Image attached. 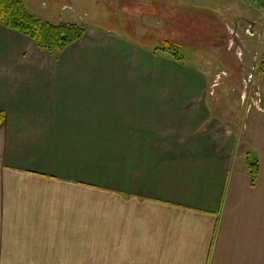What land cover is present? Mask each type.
Segmentation results:
<instances>
[{
	"label": "crops",
	"instance_id": "1",
	"mask_svg": "<svg viewBox=\"0 0 264 264\" xmlns=\"http://www.w3.org/2000/svg\"><path fill=\"white\" fill-rule=\"evenodd\" d=\"M91 26L51 55L0 24V264H264V111L238 150L208 75Z\"/></svg>",
	"mask_w": 264,
	"mask_h": 264
},
{
	"label": "rangeland",
	"instance_id": "2",
	"mask_svg": "<svg viewBox=\"0 0 264 264\" xmlns=\"http://www.w3.org/2000/svg\"><path fill=\"white\" fill-rule=\"evenodd\" d=\"M21 1L30 14L45 23L72 24L84 34V27L90 25L109 29L141 46L149 45L153 53H166L189 69L203 71L221 125L234 131L238 150H247L254 122L264 111V14L253 0H245L246 5L260 11L263 24L250 54L245 45L253 34L244 23L235 29V18L224 10L230 6L229 0L167 2L176 11L154 0ZM242 33L247 36L245 41ZM165 43L178 47L166 51Z\"/></svg>",
	"mask_w": 264,
	"mask_h": 264
},
{
	"label": "trees",
	"instance_id": "3",
	"mask_svg": "<svg viewBox=\"0 0 264 264\" xmlns=\"http://www.w3.org/2000/svg\"><path fill=\"white\" fill-rule=\"evenodd\" d=\"M0 24L34 42L36 47L49 54L62 51L83 37L84 31L72 24L52 25L30 14L21 0H0ZM178 47L174 43L163 44V49ZM4 116L0 114V124ZM251 186L258 177V164L247 162Z\"/></svg>",
	"mask_w": 264,
	"mask_h": 264
},
{
	"label": "built area",
	"instance_id": "4",
	"mask_svg": "<svg viewBox=\"0 0 264 264\" xmlns=\"http://www.w3.org/2000/svg\"><path fill=\"white\" fill-rule=\"evenodd\" d=\"M254 2L257 4L258 8L262 11L264 14V0H254ZM250 34V33H249ZM258 96V94L256 93Z\"/></svg>",
	"mask_w": 264,
	"mask_h": 264
}]
</instances>
